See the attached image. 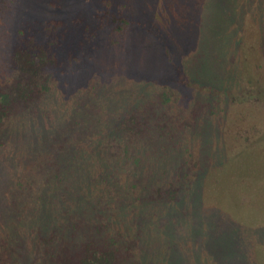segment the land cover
Listing matches in <instances>:
<instances>
[{"label": "rangeland", "instance_id": "rangeland-1", "mask_svg": "<svg viewBox=\"0 0 264 264\" xmlns=\"http://www.w3.org/2000/svg\"><path fill=\"white\" fill-rule=\"evenodd\" d=\"M10 5L0 21L3 83L11 47L28 20L89 18L109 9L132 25L111 32L96 29L100 20H93L83 29L86 58L0 126V243L13 249L7 264H41L35 254L41 233L97 213L108 231L138 240L140 264H264V229L245 227L264 222V141L258 147L254 141L264 140V101L243 102L251 87L264 95V0ZM181 77L217 88V112L173 148L147 141L138 150L141 161L124 166L115 153L122 112L157 100L163 90L197 98L198 89ZM249 124L257 127L250 142ZM189 160L198 162V175L180 198L151 201V189L176 180ZM231 232L245 254L231 255L230 239L216 242Z\"/></svg>", "mask_w": 264, "mask_h": 264}, {"label": "trees", "instance_id": "trees-1", "mask_svg": "<svg viewBox=\"0 0 264 264\" xmlns=\"http://www.w3.org/2000/svg\"><path fill=\"white\" fill-rule=\"evenodd\" d=\"M11 1L0 0V21L6 17L7 11L11 10ZM97 19L101 24L96 28L99 30L107 28L111 32H121L132 25L129 17L121 11L105 9L98 10L89 18L79 14L68 19L36 18L28 20L25 26L18 30L17 39L7 59L9 76L4 83L0 79V126L21 107L41 99L48 93L59 73L68 72L72 65L86 58L89 45L84 42V30L89 31L93 20ZM94 36L90 37L91 42ZM183 82L190 89L195 83L188 79ZM197 83L199 85L195 84L193 87L200 93L197 98H180L168 90H163L157 100L142 103L136 108L129 107L122 112L117 127L120 141L115 147V153L124 166L131 163L136 165L141 161L138 150L147 141L154 143L160 139L162 150L173 148L188 132L196 129L203 118L217 112L218 101L222 95L216 91L217 88ZM262 95L261 90L251 87L244 94L243 102H252V99L264 101ZM232 98L233 101L237 100L236 97ZM248 128L246 138L250 142L249 133L257 127L249 124ZM254 141L258 147V143L261 145L264 140L260 138ZM249 149L250 146L243 148L244 151ZM197 171L196 160L185 162L178 168V178L167 185L154 186L149 192V199H179L181 191L198 175ZM96 216L97 218H84L83 214L66 227L59 226L41 233L35 250L37 260L41 264H140L134 253L138 240L122 231H108L109 224L103 221L104 215L97 213ZM238 225L243 226L240 222ZM262 225L264 222L257 227L244 226L258 230L264 229ZM231 233V238L226 233L216 236V242L221 246L219 240L227 239L228 243L230 239L228 248L229 252L233 253L231 255H242L244 252L240 243L235 239L234 233ZM12 255L13 249L7 247L4 242L0 243V264H7ZM244 264L249 263L246 260Z\"/></svg>", "mask_w": 264, "mask_h": 264}]
</instances>
